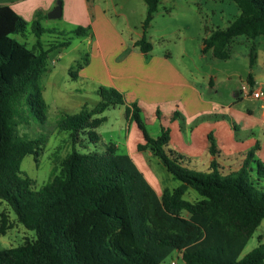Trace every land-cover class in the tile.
I'll return each instance as SVG.
<instances>
[{"label":"trees","instance_id":"16d2710c","mask_svg":"<svg viewBox=\"0 0 264 264\" xmlns=\"http://www.w3.org/2000/svg\"><path fill=\"white\" fill-rule=\"evenodd\" d=\"M143 1L147 12L134 47L146 55L152 45L145 35L160 0ZM233 2L238 16L203 40L202 52L210 51L219 60L229 58L233 39L264 37V0ZM40 19L37 12L27 23L10 7L0 6V200L17 222L36 235L32 242L0 250V264H161L175 251L184 264H264L262 243L239 259L264 220V190L259 187L264 182V166L254 160V150L240 169L227 175L214 162L207 173L190 170L184 157L168 148L169 129L161 127L158 137H150L141 109L126 105L113 88H94L97 104L90 109L83 106L73 115L62 114L56 130L68 134L72 145L86 140L96 145L100 139L95 130L105 121L102 114L124 107L125 118L143 135L144 144L137 150L149 149L179 185L163 189L158 196L131 158L108 143L102 151L86 153L73 146L58 162V172L35 190L34 181L20 165L27 155L38 162L46 136L29 139L18 128L29 127L31 120L46 121L39 82L48 54L69 47L74 38L91 37L89 27L48 31ZM29 34L36 39L31 47L18 40ZM46 34L55 37L45 44L41 37ZM253 51L251 47V62ZM87 63L86 52L69 70L73 81ZM247 83L253 87L250 75ZM214 147L209 136L212 155ZM253 160L255 178L250 173ZM189 189L197 194L195 200L184 198ZM11 226L2 213L0 234Z\"/></svg>","mask_w":264,"mask_h":264},{"label":"crops","instance_id":"0c3cea01","mask_svg":"<svg viewBox=\"0 0 264 264\" xmlns=\"http://www.w3.org/2000/svg\"><path fill=\"white\" fill-rule=\"evenodd\" d=\"M56 1L0 0V6L10 7L27 23H31L38 12L41 15V24L42 20H52L47 18V13L56 6ZM59 18L63 23L73 25L72 28L80 26L89 27L91 30V37L84 39V46L88 50V63L79 70L77 80L93 88L100 86L117 90L122 94L126 105L136 104L141 109L142 117H152L149 121H158L160 129L168 128V148L184 157V165L187 168L197 169L203 166L205 171H209L211 163L214 162L218 171L222 175H227L240 169L247 154L252 150H254V160L264 166V106L260 101L256 100L259 104L257 107L241 108L235 102L244 98L254 99L241 97L239 87L232 92L236 105L205 96L203 91L204 88L206 89L205 86L209 91L213 90L217 93L213 75H208L207 79L202 78L199 82L174 63L172 55L164 52L155 54L153 49L146 55L141 53L134 47V42L140 37H132L128 25L124 26L127 32L125 33L109 15L108 10L95 0H61ZM54 27L43 28L49 31L55 30ZM58 31L62 30L58 29ZM209 34L210 32L203 40ZM43 37L44 35L41 41ZM27 40L25 38L23 42L28 47L36 41L35 39L29 43ZM251 41L255 42L250 46V49L251 47L254 49L253 59L251 62L248 53V63L251 69L256 70V74L250 70L248 75L252 78L253 87L264 91L262 81L264 38L258 37ZM245 42L249 43V40L245 38ZM202 49L203 43L201 51ZM255 49L259 52L260 59H258V53L255 54ZM208 52L211 54L210 51ZM247 76L244 82L246 84H248ZM200 83L201 86H199ZM121 108L124 110V107ZM174 113L177 114L172 117ZM126 121L128 135L125 136V150L120 153L131 158L158 196L165 188L177 187L178 185L169 188L165 183L170 177L158 175L157 178L147 169L149 162L155 157L149 149L137 150L138 145L144 144L143 135L135 123L129 119ZM158 133L160 135V131ZM98 136L100 139L99 134ZM209 136L215 144L214 155L209 152ZM109 143L119 150L115 143ZM254 160L250 164V173L253 178H255L256 169ZM196 198L194 197L193 200ZM179 255L181 257V254Z\"/></svg>","mask_w":264,"mask_h":264},{"label":"rangeland","instance_id":"374dc122","mask_svg":"<svg viewBox=\"0 0 264 264\" xmlns=\"http://www.w3.org/2000/svg\"><path fill=\"white\" fill-rule=\"evenodd\" d=\"M57 2H61V0H57ZM95 2L108 10L109 15L125 33L127 32L124 26L128 25L132 37H141V25L147 12L143 0H95ZM238 14L239 10L233 0H160L145 38L152 45L155 54L164 52L172 55L173 62L180 66L187 75L194 76L199 82L202 78L207 79L208 75H213L217 93L213 90L209 91L208 87L205 86L206 89H203L205 96L214 97L223 103L231 102L234 104L236 99L233 97L232 92L238 87L240 89L242 84H246L244 83L245 78L250 70L256 74V70L251 69L248 63L250 46L255 42L249 40V44L245 42L244 37L236 38L229 49L231 57L226 60L216 59L209 52L203 54L201 45L203 38L209 32L216 29H225ZM41 25L44 28L54 27L55 25V30L64 31L71 29L73 26L63 23L60 18L50 21L42 20ZM51 37L55 36L44 35L42 38L43 43L46 44ZM26 38L29 43L35 40V37L31 34L27 35ZM24 39L18 37L20 42H23ZM84 44V39L74 38L69 47L48 54L47 69L41 75L39 82L46 105V121L44 124H39L31 120L29 127L18 128V133L29 139L37 137L38 134L46 136V144L42 149L38 162L35 163L33 157L27 155L22 159L20 165L21 171L34 181L35 190L40 189L58 172V162L71 152L73 146L77 151L86 153L102 151L105 144L112 142L118 146L119 153L125 150V136L128 135V125L124 110L121 107L110 108L102 114L105 121L96 130L100 135V142L96 145L88 140L79 141L77 144L72 145L68 134L56 130V125L62 114H76L83 106L90 109L99 101L92 86H88L79 80L73 81L69 76V70L76 62H80L88 51ZM257 53L259 55V52L255 49V54ZM258 59H260V55ZM262 81L264 82V78ZM199 86H201V83ZM235 103L240 105L241 108L257 107L259 105L255 99L246 98ZM151 118H144L146 130L150 136L156 137L159 135L160 124L154 120L150 122ZM156 159L152 158L149 166L147 165V169L153 172L156 177L158 175L166 178L170 177L165 183L169 188L179 185L178 181L171 179V176ZM190 170H198L203 173L209 172L208 170L205 171L203 166ZM260 184L259 187L264 190V182ZM194 197H197V194L191 189L184 195V198L190 201ZM2 213L8 216L12 226L4 235L0 234V250L15 248L27 241L32 242L36 239L35 233L25 229L17 222L14 213L6 203L0 200V218ZM259 243L264 244V220L243 248L239 259L257 247ZM172 263L184 264L176 251L171 253L161 264Z\"/></svg>","mask_w":264,"mask_h":264},{"label":"built area","instance_id":"2783aa9c","mask_svg":"<svg viewBox=\"0 0 264 264\" xmlns=\"http://www.w3.org/2000/svg\"><path fill=\"white\" fill-rule=\"evenodd\" d=\"M239 95L241 97H250L258 100L264 106V91L259 88L251 87L249 84H243L239 89Z\"/></svg>","mask_w":264,"mask_h":264},{"label":"water","instance_id":"95a60500","mask_svg":"<svg viewBox=\"0 0 264 264\" xmlns=\"http://www.w3.org/2000/svg\"><path fill=\"white\" fill-rule=\"evenodd\" d=\"M61 16V2H57L56 6L47 13L48 19H58Z\"/></svg>","mask_w":264,"mask_h":264}]
</instances>
